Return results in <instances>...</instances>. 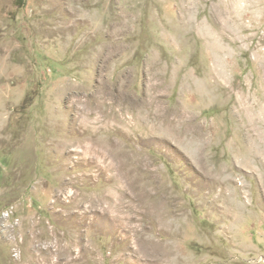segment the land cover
Returning a JSON list of instances; mask_svg holds the SVG:
<instances>
[{
    "label": "rangeland",
    "instance_id": "1",
    "mask_svg": "<svg viewBox=\"0 0 264 264\" xmlns=\"http://www.w3.org/2000/svg\"><path fill=\"white\" fill-rule=\"evenodd\" d=\"M0 264H264V0H0Z\"/></svg>",
    "mask_w": 264,
    "mask_h": 264
}]
</instances>
